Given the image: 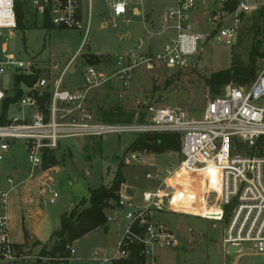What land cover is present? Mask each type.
I'll return each instance as SVG.
<instances>
[{
    "label": "built area",
    "instance_id": "built-area-1",
    "mask_svg": "<svg viewBox=\"0 0 264 264\" xmlns=\"http://www.w3.org/2000/svg\"><path fill=\"white\" fill-rule=\"evenodd\" d=\"M80 2L43 0L39 5L37 0H32V5L40 14L48 7L55 27L83 30V42L90 13L82 19ZM126 6L127 0H116L111 6L113 15L124 14ZM257 11L264 12V0H176L174 6L166 8L163 29L174 33L164 41L162 50L114 56L107 66L85 65L81 84L66 89L62 85L63 75L80 53L79 47L51 88L49 80L40 74L32 85L20 82L22 95L13 103L21 114L7 116L6 112L5 122L0 123V160L9 157L13 142H22L29 166L28 178L42 170L44 150L55 151L63 138L122 133L180 135L177 163L146 174L157 185L142 192V206L133 204L127 190L118 191L115 207L106 215V224L118 220L122 208L127 224L110 256L96 250L91 259L101 264L130 258L135 255L136 246L138 254L145 258L144 264H155L157 246L177 248L183 241V235L154 218L156 212L172 211L220 221L226 207V228L221 238L226 252L230 253L229 248L236 245L238 248L233 253H240L242 244H247L264 254V67L245 87L226 85L224 92L207 102L199 118L180 106H149L150 118L146 121L104 122L95 117L88 104L89 93L98 87L116 83L126 88L134 70L140 66L146 71L158 65L184 69L189 59L199 57L212 40L234 46L242 25ZM16 28L14 0H0V79H12L10 88L0 90L1 102L13 96L17 75L35 74L31 60L19 59L7 44L4 32ZM37 93L38 96L47 93L48 98L39 103ZM142 156L134 151L122 159L126 164L131 159L142 162ZM20 184L21 181L6 176L4 185H0V261L5 264L26 259L12 243L9 227L8 204ZM47 192L48 201L53 203L58 191L48 187ZM187 231L186 239L190 240L192 230ZM67 248L70 259L74 248L72 244Z\"/></svg>",
    "mask_w": 264,
    "mask_h": 264
},
{
    "label": "rangeland",
    "instance_id": "rangeland-1",
    "mask_svg": "<svg viewBox=\"0 0 264 264\" xmlns=\"http://www.w3.org/2000/svg\"><path fill=\"white\" fill-rule=\"evenodd\" d=\"M115 1H91V21L83 42V30L58 27L43 28L42 16L36 11L32 3L25 8L23 28H16L13 32L5 31L4 36L8 37L7 44L19 59L26 62L31 60L34 72L49 80L50 88L66 61L81 43L80 53L71 64V69L74 71L70 72L68 69L63 75V87L72 89L81 84V72L85 65L107 66L111 64L114 56L162 50L164 41L174 33L172 30L167 31L163 28L166 24L164 19L166 8L174 6L176 0H128L127 12L120 17L111 14V5ZM135 4L140 9L139 14L131 12L130 7ZM83 6L86 10L87 0H83ZM103 22L106 24L105 26L102 25ZM259 25L260 31L256 37L261 41L260 50L262 51L264 50V15L259 21ZM253 33V31L246 35L241 33L240 43L236 42L234 46L212 40L199 54V57L195 56L189 59V65L184 69H169L158 65L154 70L146 71L143 66H140L134 70L132 79L126 88H121L113 83L92 90L89 93V108L96 118H99L101 109L108 108H117L123 118L133 114L131 121L118 122L148 120L150 118L147 113L149 106H180L185 108L192 117L199 118L207 102L216 96L210 93L202 77L208 76L211 72L228 68L232 53L240 56L244 62H248L249 47L255 38ZM89 51L104 53L97 55L99 60L102 59L101 64H91L85 61V56ZM53 62L57 63L53 65ZM263 67L264 59L257 57L255 60L256 75ZM177 71L180 72L176 73ZM11 84V77L0 79V90L10 88ZM228 84L235 85L234 82H229L226 85ZM248 84L242 86L245 87ZM226 85L223 86L222 92H224ZM1 111L2 102L0 101V113ZM6 112L7 116L21 114L16 103L9 104ZM137 135L135 133H122L106 134L101 137L60 139V146L55 151V157L59 160L56 165L60 171L55 176L57 178L62 174L67 175L61 187L57 184L60 200L69 196L74 197V195L81 198L86 197L89 188L110 184L114 172L119 168L124 177L126 189L129 188L133 191L131 195L133 204L137 207L142 206V192L154 189L157 183L154 178H147L146 174H153L156 170L174 166L178 161L179 153L176 151L148 153L146 157L143 154L144 161L131 159L126 164L122 157H128L131 152H134L127 147ZM11 146L9 157L0 160L1 180L4 179L5 175L11 173L9 166L11 167L12 163L23 172L29 168L22 142L15 141ZM10 155L13 156L12 160H10ZM68 181H72V184L70 185ZM122 188L121 184L119 190ZM213 196V194L210 195V197ZM58 202L55 205L48 204L45 208L54 213ZM113 205L114 201L111 202L107 214L111 212L110 208ZM121 210L122 214L118 218L120 220L119 227H117L116 222L108 223L112 233L108 237L107 249L111 251L106 252L107 256L113 252L117 231L124 230L127 224L123 217L124 209ZM163 215L165 216H160L159 221L166 222L167 226L183 235V241L177 248L157 246L155 264H264V254L257 253L247 244H242L240 253L226 252L225 246L221 244V238L226 228L225 221L227 218L225 219V216L217 221L172 211H166ZM188 228L192 230V239L190 240L186 239V235L189 234ZM72 246L75 249V258L81 255H89L92 249L98 247L96 236L93 233L86 238H81L78 243H74ZM23 250H25V254L30 256L24 260L29 264H100L98 261H75L67 256L59 257L57 255L40 258L39 252L29 251L31 249ZM176 253L180 262L177 261ZM2 263L0 262V264ZM111 263L114 262L101 264Z\"/></svg>",
    "mask_w": 264,
    "mask_h": 264
},
{
    "label": "trees",
    "instance_id": "trees-1",
    "mask_svg": "<svg viewBox=\"0 0 264 264\" xmlns=\"http://www.w3.org/2000/svg\"><path fill=\"white\" fill-rule=\"evenodd\" d=\"M32 0H14L15 15L17 28H23V18L25 8L29 7ZM264 13L257 11L250 15L242 25L237 43L242 39L241 33L246 35L248 32H254L253 41L249 47L248 62H244L240 56L235 53L231 54L230 66L226 69L211 72L208 76H203V82L208 87L212 95H218L222 92L223 86L229 82H234L235 85L241 86L253 81L256 77L255 60L257 57L264 59V50H260L261 41L256 37L260 31L259 21L263 18ZM42 27L51 29L53 27L50 21V9L44 8L42 14ZM63 28V27H59ZM85 61L91 64L99 63V57L94 54H87ZM182 71V70H181ZM180 71H177L178 73ZM37 73L33 75H17L14 82V94L11 98H5L2 101V111L0 113V123L6 120V110L9 104L16 101L21 95L22 90L19 88L20 82L27 85H32ZM38 96V93H37ZM48 98V94L38 96L39 103H42ZM122 114L116 109L108 108L101 109L99 113L100 120L104 122L131 121L133 114L123 118ZM127 149L132 151H148L153 153H162L167 151H180V135L175 132L161 133H142L129 144ZM59 163L55 157V151L45 149L42 161V169L54 166ZM120 166V164H119ZM124 183V177L118 168L114 172V176L110 184L100 185L95 188H89L87 198H81L80 201L70 210L64 212L60 216L59 227L51 233V246H43L40 249L38 256L40 257H69L68 245H71L75 240L81 238L87 232L96 229L102 225H106L105 209L109 208L112 201L118 199V191L121 184ZM228 207L225 208L224 216L227 218ZM139 247H134L135 255L130 258H119L113 260V264H144L145 258L138 254ZM5 264V263H2ZM14 264H29L27 261H21Z\"/></svg>",
    "mask_w": 264,
    "mask_h": 264
},
{
    "label": "crops",
    "instance_id": "crops-1",
    "mask_svg": "<svg viewBox=\"0 0 264 264\" xmlns=\"http://www.w3.org/2000/svg\"><path fill=\"white\" fill-rule=\"evenodd\" d=\"M91 1L92 0H87L86 10L84 9V6H83V0H81L80 2V5H81L80 14H81L82 19L84 20L86 19L87 13L89 11L90 21H91V13H92V10H91L92 2ZM130 9H131V12L134 14L140 13V9L137 7L136 4L132 5ZM126 12H127V6H126V11L124 14H126ZM111 14L113 15L112 8H111ZM124 14L118 15L116 17L123 16ZM41 22H42V17H41ZM102 25L105 26L106 24L103 22ZM80 45L81 43L79 44L78 48L80 47ZM78 48L76 49V51L78 50ZM76 51L74 52V54L76 53ZM87 53L94 54V55L104 54V53H98L97 51H94V52L89 51ZM139 54H142V53H139ZM71 57L68 59V61L71 59ZM68 61H66L63 68L68 63ZM101 61L102 59L100 60V62ZM100 62L99 64H101ZM56 63L57 62H55V64ZM97 66H100V65H97ZM69 70L70 72L74 71L73 69H71V65L69 66ZM137 152L141 153L142 155L144 154L145 157L147 156L148 153H153V152H147V151H137ZM10 158H11L10 160H12L13 156L11 155ZM9 169L11 170V173H8L7 175H5V177L12 176L16 181H21V184L18 186L17 190L11 194L10 201L8 204L11 241L12 243L14 242L13 244L16 246V248L20 250L21 252H23V254L26 257H30L28 256L29 254L27 255L24 253L25 250L23 249H31L29 251L38 253L42 246L44 245L50 246L51 245V240H50L51 233L59 227L61 214L64 212L70 211L77 204V202L81 199V197L78 195H74V197L69 196L68 198H63L60 200V191L58 190L57 184L59 187H61L67 175L62 174L56 178L55 175L60 171L58 165H54L46 169H42L41 171L36 172L32 178H28L29 168L27 171L23 172V170H20V168H18L14 163H12L11 167L9 166ZM4 179L2 180L0 179V185L2 186L4 185ZM68 183L71 185L72 181H68ZM48 187H53L58 191V196L53 203H50L48 201V198H49V193L47 192ZM122 187L123 188L125 187L124 190H127V191L129 190V188L126 189V186L124 183L122 184ZM132 194H133V191H132ZM88 195H89V189L86 193V197H82V198H87ZM58 200L60 201L58 202ZM57 202H58V205L56 209L54 210V213H51V210L48 211L45 208L46 205L48 204L55 205ZM114 207L115 205H113L112 209ZM108 210L109 208L105 209L106 214ZM163 214L164 213L156 212L154 214V218L156 220H160V216L161 217L165 216ZM115 222H116L117 227H119L120 220L118 219ZM164 223L166 224V222ZM122 232L123 230L117 231V234L115 237V244H116L118 237L121 235ZM91 233L95 234L96 243L98 247L92 249L89 255H86V256L81 255L76 258L74 257V254H75V249H74L73 257L70 258L71 260H75V261L84 260L85 262H88L89 260H91L92 262H96L95 260L91 259L94 251L101 250L103 253H106L107 251H111L107 249L108 248L107 246L108 237L112 233L111 228L108 227V224H107V228L103 230H100L98 228L93 229L87 232L81 238H86ZM81 238L75 240L72 244L78 243ZM176 256H177V253H176ZM177 261L180 262L178 259V256H177Z\"/></svg>",
    "mask_w": 264,
    "mask_h": 264
},
{
    "label": "water",
    "instance_id": "water-1",
    "mask_svg": "<svg viewBox=\"0 0 264 264\" xmlns=\"http://www.w3.org/2000/svg\"><path fill=\"white\" fill-rule=\"evenodd\" d=\"M37 1H38V4L41 5L43 0H37ZM53 65H55V62H53ZM128 194L132 195V190H128ZM105 227H106V225H102V226L98 227V229L103 230V229H105ZM237 248L238 247L236 245H232L229 248V252L233 253L235 250H237Z\"/></svg>",
    "mask_w": 264,
    "mask_h": 264
}]
</instances>
